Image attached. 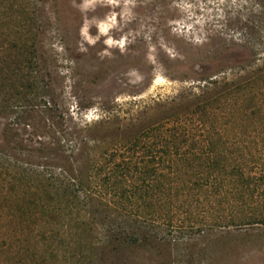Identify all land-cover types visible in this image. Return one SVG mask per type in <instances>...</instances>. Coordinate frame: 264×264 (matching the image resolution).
Segmentation results:
<instances>
[{
	"label": "rangeland",
	"instance_id": "obj_1",
	"mask_svg": "<svg viewBox=\"0 0 264 264\" xmlns=\"http://www.w3.org/2000/svg\"><path fill=\"white\" fill-rule=\"evenodd\" d=\"M250 82L264 99V0H0V154L16 161L0 173V264L19 249L14 239L4 254L1 238L7 194L25 193L19 167L77 170L79 156ZM179 245L169 238L108 261L264 264V229Z\"/></svg>",
	"mask_w": 264,
	"mask_h": 264
},
{
	"label": "trees",
	"instance_id": "obj_2",
	"mask_svg": "<svg viewBox=\"0 0 264 264\" xmlns=\"http://www.w3.org/2000/svg\"><path fill=\"white\" fill-rule=\"evenodd\" d=\"M254 84L198 99L110 152L79 156L77 170L19 167L26 189L2 206L4 254L16 239L14 264H116L108 256L169 238L180 246L264 229V99ZM13 163L0 154V173Z\"/></svg>",
	"mask_w": 264,
	"mask_h": 264
}]
</instances>
